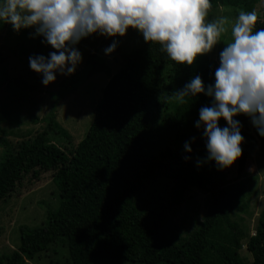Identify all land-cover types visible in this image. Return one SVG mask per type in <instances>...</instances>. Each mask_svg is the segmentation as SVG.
Returning a JSON list of instances; mask_svg holds the SVG:
<instances>
[{
  "label": "trees",
  "instance_id": "trees-1",
  "mask_svg": "<svg viewBox=\"0 0 264 264\" xmlns=\"http://www.w3.org/2000/svg\"><path fill=\"white\" fill-rule=\"evenodd\" d=\"M259 1L258 30L264 28V0H217L211 2L209 13L218 6L250 11ZM5 26L0 22V32ZM129 31L140 35L137 30ZM159 48L144 40L128 50L118 45L122 64L113 74L104 57L90 53L84 66L64 76L59 88L50 93L41 132L22 142L15 152L1 141L0 201L24 176L38 178L41 171H53L59 204L47 208L43 225L19 227L17 247L2 253L0 264H25L57 242L66 245L70 264H99L92 262L94 257L130 264H247L239 253L242 230L230 219V212L244 196L243 187L229 186L227 168L217 170L214 161L196 166V159L204 158L206 149L203 129H197L195 122L199 109L209 106L211 98L197 94L186 98L183 105L170 99L196 75L205 85L214 83L219 57L215 60L205 54L191 66L178 65ZM101 72L108 75V81L94 105L90 126L74 148L61 149L56 140L68 139L69 134L56 120L59 102L85 79ZM235 119L241 122L245 138L242 156L236 160L241 174L257 142L249 131L250 119L244 115ZM158 120L160 124L153 128ZM219 126L226 122L221 119ZM192 137L193 151L185 153L183 144ZM184 155L191 159L184 161ZM159 179L170 181L175 198L189 187L210 198L198 226L180 242L168 238L150 213L149 185ZM245 247L252 256L251 264H264V208Z\"/></svg>",
  "mask_w": 264,
  "mask_h": 264
},
{
  "label": "clouds",
  "instance_id": "clouds-1",
  "mask_svg": "<svg viewBox=\"0 0 264 264\" xmlns=\"http://www.w3.org/2000/svg\"><path fill=\"white\" fill-rule=\"evenodd\" d=\"M211 7V0H0V22L10 24L17 33L34 29L30 38L43 37L41 43L56 50L47 57L29 56V68L41 75L44 86L54 82L57 74L75 73L82 63L76 45L93 34L123 37L131 28L145 43L158 44L171 61L191 66L230 30L231 40L219 53L214 83L205 85L196 75L170 97L180 105L197 94L211 98L209 106L199 109L195 122L197 129H203L206 149L196 166L214 161L216 169L223 171L243 152L242 124L235 117H248L264 137V28L256 29L255 10H240L233 21L227 16L209 19ZM118 43L114 39L104 54L113 53ZM221 119L226 126H219ZM194 140L184 142L185 153H192Z\"/></svg>",
  "mask_w": 264,
  "mask_h": 264
},
{
  "label": "rangeland",
  "instance_id": "rangeland-1",
  "mask_svg": "<svg viewBox=\"0 0 264 264\" xmlns=\"http://www.w3.org/2000/svg\"><path fill=\"white\" fill-rule=\"evenodd\" d=\"M211 2L217 3V0ZM261 7L262 1L256 2L250 11H257L258 18H261ZM240 10L233 6H218L209 13L208 18L227 16L234 21ZM32 31L34 29H22L17 33L10 24H6L0 32V158L4 149L2 140L15 152L22 142L33 139L44 129L45 121L42 118L50 108V93L56 91L64 79L63 75L57 74L54 82L44 86L41 75L30 70L29 56L42 54L47 57L49 52L56 51L50 45L41 43L43 37L30 38L29 33ZM230 40L229 30L207 55L217 60L219 53ZM118 42V45L128 50L139 46L143 37L141 34L135 35V31H129ZM111 43V39L107 40L97 34L82 39L76 45L82 53V63L76 71L84 66L90 53H96L104 57L111 74L115 73L122 64V58L116 49L109 55L103 52ZM107 81V74H94L59 102L56 120L69 134L68 139L56 140L61 149L74 148L83 138L91 124L94 105L101 97ZM34 118L38 121L34 122ZM159 124L158 120L153 128ZM248 125L257 142L256 149L248 157L244 171L237 173L235 161L227 168V178L229 186H242L244 189V196L238 208L230 212V219L237 222L242 230L239 253L247 264H251L252 256L246 250L245 244L254 233L259 213L264 208V137L258 135L250 120ZM53 174V171H41L38 178H33L30 174L24 176L14 190L0 201V255L17 247L21 225H43L47 208L55 209L58 206L59 195L53 182ZM149 187L148 207L155 216L156 223L168 238L176 242L184 240L205 215L210 204L208 194L198 188L189 187L182 197L175 198L171 192V183L166 179L156 180ZM92 262L130 264L101 257H94ZM25 264H70L67 247L61 242L50 244L45 251L27 259Z\"/></svg>",
  "mask_w": 264,
  "mask_h": 264
}]
</instances>
